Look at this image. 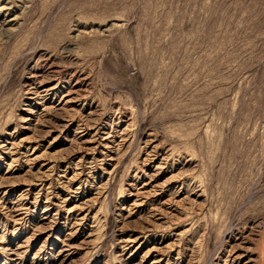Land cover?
I'll use <instances>...</instances> for the list:
<instances>
[{
	"label": "rangeland",
	"instance_id": "374dc122",
	"mask_svg": "<svg viewBox=\"0 0 264 264\" xmlns=\"http://www.w3.org/2000/svg\"><path fill=\"white\" fill-rule=\"evenodd\" d=\"M0 264H264V0H0Z\"/></svg>",
	"mask_w": 264,
	"mask_h": 264
},
{
	"label": "bare ground",
	"instance_id": "6f19581e",
	"mask_svg": "<svg viewBox=\"0 0 264 264\" xmlns=\"http://www.w3.org/2000/svg\"><path fill=\"white\" fill-rule=\"evenodd\" d=\"M161 190V189H160Z\"/></svg>",
	"mask_w": 264,
	"mask_h": 264
}]
</instances>
